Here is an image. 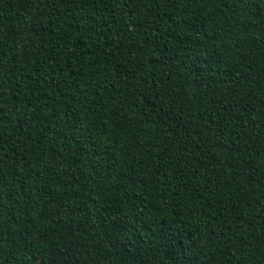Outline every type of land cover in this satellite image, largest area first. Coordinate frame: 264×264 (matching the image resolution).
<instances>
[{
  "label": "trees",
  "instance_id": "obj_1",
  "mask_svg": "<svg viewBox=\"0 0 264 264\" xmlns=\"http://www.w3.org/2000/svg\"><path fill=\"white\" fill-rule=\"evenodd\" d=\"M0 264H264V0H0Z\"/></svg>",
  "mask_w": 264,
  "mask_h": 264
}]
</instances>
